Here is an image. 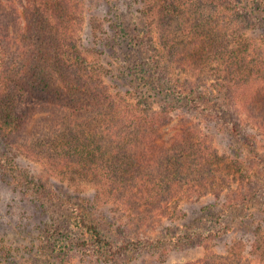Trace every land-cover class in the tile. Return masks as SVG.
<instances>
[{"label": "trees", "instance_id": "trees-1", "mask_svg": "<svg viewBox=\"0 0 264 264\" xmlns=\"http://www.w3.org/2000/svg\"><path fill=\"white\" fill-rule=\"evenodd\" d=\"M144 1L148 12L156 11L164 21L177 16L186 2ZM213 1L221 8L230 7L236 18H253L251 0ZM81 3L0 0V132L13 137L16 146L23 147L21 152L38 158L48 171L91 180L95 198L116 199L134 213L144 207H166L180 192L191 195L196 188L208 192L219 173L215 148L200 141L193 124L183 125L168 138L163 136L164 127L190 110L211 123L228 109L222 97L248 98V91L250 100L242 102L244 106L254 103L263 109L257 102L264 96V69L256 67L259 57L252 54L248 59V54L232 50L224 53L229 40L223 22L214 25L209 15L205 22L211 25L194 33L193 45L185 38L171 44L164 36L165 47L182 52L168 53L166 61L151 53L146 57L137 53L136 60L131 57L134 53L124 57L109 53L105 62L103 53L92 57L78 46L76 11ZM118 31L123 36L129 29L123 26ZM196 35L201 40H195ZM121 44L135 50L125 40ZM211 47L220 52L216 53L220 62L231 60L217 79L171 73L174 62L183 67L206 65L214 57L202 51ZM190 48L193 53H186ZM116 58L123 60L124 68ZM38 100L48 108L38 109ZM7 159L4 162L11 167L19 165L17 155ZM257 192L250 186L230 205L248 203ZM250 250L264 264V233L254 235Z\"/></svg>", "mask_w": 264, "mask_h": 264}, {"label": "rangeland", "instance_id": "rangeland-1", "mask_svg": "<svg viewBox=\"0 0 264 264\" xmlns=\"http://www.w3.org/2000/svg\"><path fill=\"white\" fill-rule=\"evenodd\" d=\"M213 2L186 0L177 16L164 21L156 11L148 12L144 0H82L75 38L82 53H103L105 62L109 53H134L133 60L137 53H151L166 61L168 53L182 52L165 47L164 36L171 44L185 38L193 45L194 33L223 22L229 40L224 53H246L248 59L254 54L259 57L256 67L264 69V0H251L253 18H236L230 7ZM209 15L212 21L207 24ZM123 26L129 31L121 36L118 30ZM196 39L201 40L197 35ZM202 53H210L213 60L197 67L174 62L171 73H198L209 81L226 73L230 58L220 62L214 47ZM116 61L125 67L121 58ZM223 99L228 109L211 123L190 110L173 117L163 135L168 138L193 124L200 141L215 148L219 157L214 186L208 192L196 188L191 195L177 193L156 210L144 207L134 213L116 199L98 200L93 181L48 171L38 158L21 152L23 147L16 146L13 137L0 132V264H262L249 251L254 235L264 233V108L244 106L249 91L248 98ZM37 102L38 109L48 108L46 102ZM257 102L264 107V96ZM14 155L19 165L11 167L4 160ZM250 186L258 190L255 198L230 205ZM212 233L216 236L210 237Z\"/></svg>", "mask_w": 264, "mask_h": 264}]
</instances>
